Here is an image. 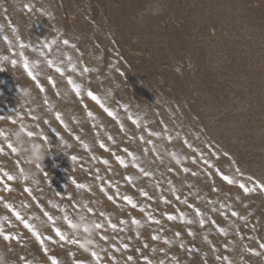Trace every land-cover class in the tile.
I'll use <instances>...</instances> for the list:
<instances>
[{"label":"rangeland","instance_id":"374dc122","mask_svg":"<svg viewBox=\"0 0 264 264\" xmlns=\"http://www.w3.org/2000/svg\"><path fill=\"white\" fill-rule=\"evenodd\" d=\"M1 221L17 264H264V0H0Z\"/></svg>","mask_w":264,"mask_h":264},{"label":"clouds","instance_id":"9594fccd","mask_svg":"<svg viewBox=\"0 0 264 264\" xmlns=\"http://www.w3.org/2000/svg\"><path fill=\"white\" fill-rule=\"evenodd\" d=\"M13 137H14L16 143L18 144V146L21 149H24L25 145L28 142L25 139L23 129L14 130ZM28 151L30 152V156H29L30 159L38 160V159H42L43 158L42 146L41 145L36 144L34 146H30Z\"/></svg>","mask_w":264,"mask_h":264},{"label":"built area","instance_id":"2783aa9c","mask_svg":"<svg viewBox=\"0 0 264 264\" xmlns=\"http://www.w3.org/2000/svg\"><path fill=\"white\" fill-rule=\"evenodd\" d=\"M10 208L12 211L15 210V208H12L11 206H10ZM0 223L2 225L3 221H1ZM0 264H17V261L15 260V258L13 256L8 255V254H2L0 252Z\"/></svg>","mask_w":264,"mask_h":264},{"label":"snow or ice","instance_id":"6c2138e0","mask_svg":"<svg viewBox=\"0 0 264 264\" xmlns=\"http://www.w3.org/2000/svg\"><path fill=\"white\" fill-rule=\"evenodd\" d=\"M65 43H67V41H65ZM29 136L32 135V133H28ZM241 187H244L243 185H241ZM6 239H8V237H5Z\"/></svg>","mask_w":264,"mask_h":264},{"label":"bare ground","instance_id":"6f19581e","mask_svg":"<svg viewBox=\"0 0 264 264\" xmlns=\"http://www.w3.org/2000/svg\"><path fill=\"white\" fill-rule=\"evenodd\" d=\"M6 56H7V55H6ZM4 61H6V59H5ZM7 61H8V60H7ZM7 61H6V63H8ZM1 62H2V61H1ZM3 69H4V68H3ZM4 70H6V69H4ZM22 93H23V92H22ZM23 94H24V93H23ZM24 96H25V95H24ZM22 97H23V96H22ZM188 179H189V178H188Z\"/></svg>","mask_w":264,"mask_h":264}]
</instances>
